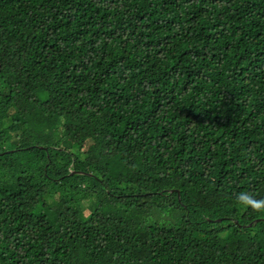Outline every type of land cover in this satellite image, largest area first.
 <instances>
[{
	"label": "trees",
	"instance_id": "obj_1",
	"mask_svg": "<svg viewBox=\"0 0 264 264\" xmlns=\"http://www.w3.org/2000/svg\"><path fill=\"white\" fill-rule=\"evenodd\" d=\"M241 191L264 0H0V264H264Z\"/></svg>",
	"mask_w": 264,
	"mask_h": 264
},
{
	"label": "clouds",
	"instance_id": "obj_2",
	"mask_svg": "<svg viewBox=\"0 0 264 264\" xmlns=\"http://www.w3.org/2000/svg\"><path fill=\"white\" fill-rule=\"evenodd\" d=\"M236 202L244 208H250L254 212H264V198H257L255 194L241 191L235 196Z\"/></svg>",
	"mask_w": 264,
	"mask_h": 264
},
{
	"label": "rangeland",
	"instance_id": "obj_3",
	"mask_svg": "<svg viewBox=\"0 0 264 264\" xmlns=\"http://www.w3.org/2000/svg\"><path fill=\"white\" fill-rule=\"evenodd\" d=\"M88 141H85L84 145H83V149L87 148L88 147Z\"/></svg>",
	"mask_w": 264,
	"mask_h": 264
},
{
	"label": "water",
	"instance_id": "obj_4",
	"mask_svg": "<svg viewBox=\"0 0 264 264\" xmlns=\"http://www.w3.org/2000/svg\"><path fill=\"white\" fill-rule=\"evenodd\" d=\"M249 224H250V223H249ZM249 224H248V225H249ZM244 226H247V225H244Z\"/></svg>",
	"mask_w": 264,
	"mask_h": 264
}]
</instances>
